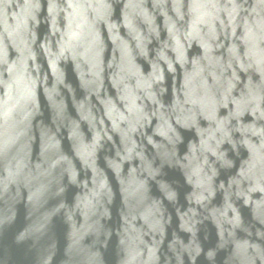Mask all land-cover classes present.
<instances>
[{"label": "clouds", "instance_id": "1", "mask_svg": "<svg viewBox=\"0 0 264 264\" xmlns=\"http://www.w3.org/2000/svg\"><path fill=\"white\" fill-rule=\"evenodd\" d=\"M0 264H264V0H0Z\"/></svg>", "mask_w": 264, "mask_h": 264}]
</instances>
